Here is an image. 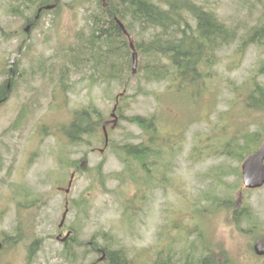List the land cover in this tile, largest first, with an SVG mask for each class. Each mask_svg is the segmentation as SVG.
<instances>
[{"label":"rangeland","instance_id":"obj_1","mask_svg":"<svg viewBox=\"0 0 264 264\" xmlns=\"http://www.w3.org/2000/svg\"><path fill=\"white\" fill-rule=\"evenodd\" d=\"M60 2L57 12L44 14L38 25L27 31L25 18L9 13L16 2L0 0V86L7 87V100L0 104V264H92L100 255L86 250L92 240L103 242L96 236L101 231L115 236L110 248L123 249L132 264H157L160 252L169 250L170 244L174 253L169 255L175 264H198L203 248L214 251L221 262L264 264V256L254 253L257 239L264 236V187L253 191L244 188L241 166L246 158L239 163L221 156L191 160L197 143L213 149L234 137L244 143V134L250 133L257 134L262 145L264 112L247 109L244 98L254 82L264 85V45L242 50L239 39L220 51L201 94L189 97V93L171 92L168 83H141L148 94L122 103L124 116L155 117L162 134L184 136L172 182L161 186L157 181V186L137 191L132 186H121L112 177L124 170V164L109 146L103 145L102 138L91 140L88 146L72 143L63 134L74 111L90 104L96 106L104 122L110 120L107 131L117 145L138 142L135 136L141 130L114 111V98L122 93L118 84H94L83 80L87 75L83 73L62 77L64 56L76 47L77 33L86 27L80 9L92 2ZM196 2L238 28L239 37L263 22L264 0ZM11 70L15 72L13 78ZM115 118L118 125L113 126ZM85 153V165L90 169L71 180L75 170L72 162L82 161ZM224 163L233 170L226 174L215 172ZM101 173L105 175V185L100 182ZM138 194L145 198L141 212L129 223L123 212L126 203ZM211 194H233L232 208L249 206L255 220L242 221L238 228L230 213L220 211H211L201 219L197 209L211 203ZM27 200L33 204L31 208H25ZM63 219L64 227L78 232V242L87 246L72 242L65 245L58 240ZM174 222L177 228L172 227ZM198 224L208 237L195 247L196 253L186 263L185 243L198 236L197 232L187 236V230ZM18 227L22 235L41 240L34 256L29 254L32 241L5 245L7 237L17 235ZM65 235L63 232L62 237ZM66 246L71 248L74 261L67 259Z\"/></svg>","mask_w":264,"mask_h":264},{"label":"trees","instance_id":"obj_2","mask_svg":"<svg viewBox=\"0 0 264 264\" xmlns=\"http://www.w3.org/2000/svg\"><path fill=\"white\" fill-rule=\"evenodd\" d=\"M14 1L16 3L11 5L13 7L9 9V13L25 18V23L34 27L38 25L44 14L49 11L57 12L61 7L60 2L55 9H46L47 6L53 5L55 0ZM91 2V6L79 8L84 12L86 27L77 33L76 47H71L65 54L64 63L60 68L61 75L64 78L70 74L83 73V75L87 74L83 80L91 83L108 84V86L118 84L121 87L123 94L114 98L115 103L118 102L116 111L122 120L140 128L141 133L135 136V138L139 137L138 142L117 145L108 132L107 147L109 146L124 164V170L112 177L117 179L121 186H132L137 191L155 187L157 181L161 186L165 183L170 184L173 180L171 174L174 173L176 166L175 160L182 153L183 133L162 134L155 117L124 116L122 103L129 98L135 99L143 93L148 94L141 83L146 85L168 83V90L189 93V97L201 94L206 82L211 79L212 69L217 63L220 51L230 47L239 39L242 50L252 45H264V9L261 17L263 22L252 27L246 36L239 37L238 28L228 25L215 11L196 0H91ZM27 13H31L30 16H26ZM130 38L133 39V47ZM134 52L138 57L135 74H133ZM13 73L15 72L11 70V78ZM9 83L12 85L13 80L10 79ZM131 90H135V93L130 94ZM6 91L7 87L0 86V104L7 100ZM244 104L247 109L264 112V85L258 81L254 82L244 98ZM24 111L25 108L21 111L18 122L23 117ZM103 122L96 106L90 104L88 107L74 111L70 125L64 127L63 134L72 143L88 146L93 140L100 141L102 138L103 145L106 146V137L101 134ZM256 136L257 134L246 133L244 143L234 137L220 146L216 145L217 147L213 149L199 146L197 143L191 151V160L199 161L204 156H221L238 163L242 162L260 147L262 140ZM86 158L85 153L82 161ZM82 161L72 162V168L76 170ZM89 169L84 165L77 170V174L83 175ZM230 169L233 170L228 163H224L214 171L226 174ZM99 179L105 185L106 178L103 173L99 174ZM212 196L211 203L197 209L200 218L210 214L211 211L228 212L238 228L242 221L251 223L255 220L249 206L239 210L232 208L235 203L233 194L224 197L217 194ZM144 199V195L138 194L131 202L126 203L124 220L133 222L141 212ZM25 203L27 204L25 208L33 206L29 200ZM176 224L174 222L172 227L177 228ZM18 229L15 237L9 236L4 240L5 245L14 246L22 241H32L29 254L34 256L41 240L28 238L21 234V227ZM196 232L197 238L188 244L185 243L187 246L185 245L183 254L186 263L189 257L196 253L195 247L202 239L208 237L206 231L200 229L199 224L195 225L194 229L187 230V234H190L187 236H194ZM96 236L103 239V242L101 241L103 244L98 239L92 240V244L86 250L88 254L90 252L100 255L99 258L105 256L104 260L98 263L97 259L96 264L133 263L123 249L110 248L116 241L111 232L101 231ZM85 246L82 243L79 245V247ZM172 246L170 244L169 250L160 252L157 264H169V262L175 264L169 255L174 253L171 250ZM65 248L67 259L74 261L75 257H70L71 248L69 246ZM199 253L198 264H230L228 260L221 262L215 252H211L208 248H203Z\"/></svg>","mask_w":264,"mask_h":264},{"label":"water","instance_id":"obj_3","mask_svg":"<svg viewBox=\"0 0 264 264\" xmlns=\"http://www.w3.org/2000/svg\"><path fill=\"white\" fill-rule=\"evenodd\" d=\"M60 0H55V3L53 5H49L46 7V9H52L55 8ZM30 26L27 27V31L29 30ZM131 46L133 47V39L130 38ZM133 74L136 73L137 70V64H138V57L137 53L134 52L133 54ZM116 109V107H115ZM114 112L112 116H114ZM114 123H117L114 121ZM107 135V134H106ZM106 143H108V138L106 139ZM241 173H242V181L243 185L247 189H258L264 186V141L262 145L260 146L259 150L255 153H252L249 155L244 162L242 163L241 167ZM63 223L60 225V228L62 227ZM1 247V244H0ZM254 250L257 255L263 256L264 255V236L260 237L255 246Z\"/></svg>","mask_w":264,"mask_h":264},{"label":"flooded vegetation","instance_id":"obj_4","mask_svg":"<svg viewBox=\"0 0 264 264\" xmlns=\"http://www.w3.org/2000/svg\"><path fill=\"white\" fill-rule=\"evenodd\" d=\"M62 235H63V234H62ZM62 235H59V238H58V239H60V240H63L62 242H66V241L69 240V238H68V239H65V237H62ZM66 243H68V242H66Z\"/></svg>","mask_w":264,"mask_h":264}]
</instances>
